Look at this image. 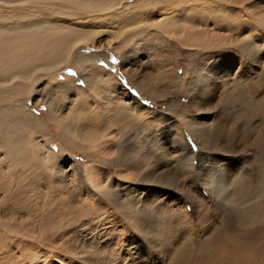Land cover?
I'll return each instance as SVG.
<instances>
[{
	"label": "rangeland",
	"instance_id": "374dc122",
	"mask_svg": "<svg viewBox=\"0 0 264 264\" xmlns=\"http://www.w3.org/2000/svg\"><path fill=\"white\" fill-rule=\"evenodd\" d=\"M170 1L150 21L179 32L99 36L24 96L12 120L57 158L17 163L0 143V264H264V3Z\"/></svg>",
	"mask_w": 264,
	"mask_h": 264
},
{
	"label": "bare ground",
	"instance_id": "6f19581e",
	"mask_svg": "<svg viewBox=\"0 0 264 264\" xmlns=\"http://www.w3.org/2000/svg\"><path fill=\"white\" fill-rule=\"evenodd\" d=\"M127 1L0 0V143L8 157L15 159L17 163H22V159L28 155L37 156L36 159H38L41 154L47 153L53 159L57 158L55 150L49 148L46 143H42L40 139H35L36 146L29 142L27 136L21 131L23 124L18 121L15 123L12 119H14V114L24 119L20 112L24 96L33 93L37 84L49 79V74L67 66L73 58L74 50L79 45L93 44L99 36L107 33H110L116 41L129 42L135 41L150 30L151 32L157 30L165 34L171 33V35L179 32V28L173 25L174 17H164L162 14V18L156 19V24L150 21L154 12L166 8L162 7L164 4L161 5L163 0H139L137 11L132 13L128 12V5H125ZM208 3H211V0H171L169 4L176 7L177 12L196 10L206 12L207 8H202V5ZM216 3L223 8L219 10L220 12L227 11L231 17H236L238 9L243 12L246 9L245 7L239 8L236 4L232 5L228 1L216 0ZM56 18H60L58 22L61 25L57 23ZM249 19L251 20V17ZM263 20L264 18H260L258 23H263ZM66 21H70L74 26L65 24ZM257 24L253 23L252 26L260 35L262 29ZM92 25L112 26L116 31L113 29L112 32H108L101 28L94 31L77 29V26ZM261 37L264 40V33ZM229 40L227 39L228 42ZM254 46L257 45L254 44ZM73 65L82 70L89 69L84 66V63L75 64L74 61ZM42 85L50 86L51 83L47 81ZM73 91L75 94H79L78 91L82 92L77 88ZM51 110V119L62 126L63 136L71 135L74 140L82 143V136L71 133L70 125L67 124L69 121L59 115L58 110L53 106ZM33 124L32 126L40 132L45 130L42 129L43 124L39 121ZM93 172L92 167L86 169L90 180H92ZM260 195L264 196V192Z\"/></svg>",
	"mask_w": 264,
	"mask_h": 264
},
{
	"label": "snow or ice",
	"instance_id": "6c2138e0",
	"mask_svg": "<svg viewBox=\"0 0 264 264\" xmlns=\"http://www.w3.org/2000/svg\"><path fill=\"white\" fill-rule=\"evenodd\" d=\"M262 3H264V0H261Z\"/></svg>",
	"mask_w": 264,
	"mask_h": 264
}]
</instances>
